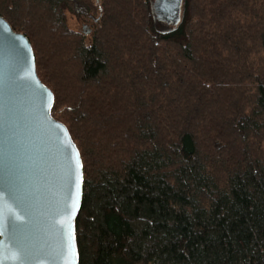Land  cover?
Instances as JSON below:
<instances>
[{"label":"trees","instance_id":"1","mask_svg":"<svg viewBox=\"0 0 264 264\" xmlns=\"http://www.w3.org/2000/svg\"><path fill=\"white\" fill-rule=\"evenodd\" d=\"M153 1L0 0L82 157L80 264H264V0Z\"/></svg>","mask_w":264,"mask_h":264},{"label":"water","instance_id":"2","mask_svg":"<svg viewBox=\"0 0 264 264\" xmlns=\"http://www.w3.org/2000/svg\"><path fill=\"white\" fill-rule=\"evenodd\" d=\"M184 6L185 0L153 1L157 18L172 24L180 22ZM83 32L89 35L91 28L84 25ZM54 99L37 73L29 38L0 16V184L12 180L29 208L25 214L6 194L0 196L4 217L0 241L4 255L20 254L25 264H80L76 221L82 206L84 167L68 127L52 114ZM69 155L72 185L68 183ZM77 161L82 168L76 169ZM66 203L76 210L66 213ZM13 232L26 252L10 239Z\"/></svg>","mask_w":264,"mask_h":264},{"label":"snow or ice","instance_id":"3","mask_svg":"<svg viewBox=\"0 0 264 264\" xmlns=\"http://www.w3.org/2000/svg\"><path fill=\"white\" fill-rule=\"evenodd\" d=\"M66 150L69 151V153L71 151L70 147H68ZM77 155H78V152H77ZM67 164H68V183L69 185H72L74 183V174H73L74 170H73V161L71 159V155H69L68 157ZM79 168H82V164H80L77 161L76 169H79ZM5 194L14 203H16L25 212V214L29 213V208L26 206L23 196L21 195V193L19 192L15 183L12 180H5L3 181L2 184H0V196L5 195ZM78 195L79 193H77V196ZM68 200L69 201L71 200V191H69ZM75 210L76 208L69 203H66L64 206V211L66 213H73ZM18 219H23V217H18ZM3 220H4V217L2 214H0V228L3 227ZM10 239L18 247V249L26 252L25 245L18 238L15 232L10 234ZM0 264H25V257L20 254L10 255V256L4 255V243L3 241H0ZM69 264H71V262H69Z\"/></svg>","mask_w":264,"mask_h":264},{"label":"rangeland","instance_id":"4","mask_svg":"<svg viewBox=\"0 0 264 264\" xmlns=\"http://www.w3.org/2000/svg\"><path fill=\"white\" fill-rule=\"evenodd\" d=\"M75 7H76V9H77L78 11L83 10V9H82L83 6H82L81 4H79V3H76V4H75Z\"/></svg>","mask_w":264,"mask_h":264}]
</instances>
